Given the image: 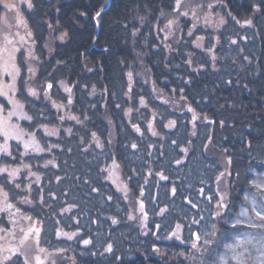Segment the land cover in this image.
Returning a JSON list of instances; mask_svg holds the SVG:
<instances>
[{"label": "trees", "instance_id": "trees-1", "mask_svg": "<svg viewBox=\"0 0 264 264\" xmlns=\"http://www.w3.org/2000/svg\"><path fill=\"white\" fill-rule=\"evenodd\" d=\"M202 2L217 27L186 20L165 39L176 0H30L23 16L44 91L33 97L20 79L17 99L31 119L0 155V169L19 170L0 172V209L12 205L0 229L31 221L38 247L72 264L227 261L264 194V0ZM3 262L24 264L21 255Z\"/></svg>", "mask_w": 264, "mask_h": 264}, {"label": "rangeland", "instance_id": "rangeland-1", "mask_svg": "<svg viewBox=\"0 0 264 264\" xmlns=\"http://www.w3.org/2000/svg\"><path fill=\"white\" fill-rule=\"evenodd\" d=\"M202 1L204 0H182L180 9L178 11L174 10L169 20H166L161 28V33H163L165 39L170 38V35H172L177 28L181 29L179 26H181L182 21L186 20H191L194 26L206 25L211 28L217 27L218 22L216 23L211 20L216 17L213 14V5L208 4L205 8V2ZM29 3L30 0H0V92L7 93V95L0 94V155H7L9 153V142L16 141V137L20 134L18 131V123L25 119L23 108L15 107L14 104L10 102L14 100L17 104L21 105L17 99L20 79L22 77L24 78L25 88L28 94H30L29 89L36 92L35 96L30 94L31 96L38 97L44 91L42 89L43 86L38 85L36 81L38 60L35 55L32 34L23 16V9H29ZM5 5H11V7H6ZM193 11L195 14H193ZM182 12H187V15H181L180 13ZM169 21H175L171 28L166 27ZM52 36L48 39L50 46L55 42L54 36ZM61 37L62 36H60V40ZM5 38L10 40L11 44L6 45ZM13 49H15L14 52ZM29 53L31 55H29ZM19 63H22L23 69L20 67ZM13 65L15 68L19 69V74L15 76V81H13ZM29 69H32V71H29ZM22 70H24V76ZM13 83L15 85L14 90L8 87L13 85ZM13 112L15 115H11ZM56 131L57 130L52 128L47 130L46 133L54 136ZM5 133H7V137ZM5 142H7L8 147L7 153L3 152V145ZM113 178L117 189H119L124 198H127L126 185L117 174H114ZM257 201L259 204L257 212H264V194H258ZM130 202L134 213L138 214L139 217L140 207L137 201L131 200ZM253 218L257 221L256 223L252 222ZM244 222L259 227L264 225V221H261L253 211L250 212V215H246ZM32 227L37 228L36 224L33 222L26 221L24 218H18L16 220L14 219L11 229L7 232L0 229V261H7L5 257H12L14 255L13 252L9 250H18L16 255L23 253L21 256L24 261L27 259L28 264H36V257H39L43 261V264H72V258L67 256L66 252H48L44 249V251H40L42 248L38 247L37 236H35V234L29 236L27 241L21 245L24 232H27ZM259 227H252L249 235L244 237V240L237 242L238 244L234 246V250H231L230 255L226 256L227 261L222 264H238L235 259L237 256H240L243 264H261L262 259H264V252L257 253V243L260 241V246L264 249V238L260 235L261 232L258 230ZM263 228L264 226L261 230H263ZM248 236L250 239H248ZM62 237L67 238L66 236ZM261 238H263V240ZM249 248L253 251H250ZM246 257L251 258V261L246 262Z\"/></svg>", "mask_w": 264, "mask_h": 264}, {"label": "snow or ice", "instance_id": "snow-or-ice-1", "mask_svg": "<svg viewBox=\"0 0 264 264\" xmlns=\"http://www.w3.org/2000/svg\"><path fill=\"white\" fill-rule=\"evenodd\" d=\"M5 6L6 7H11V5H5ZM28 6H29V8H31L32 7L31 3H29ZM181 6H182V0H176V9L175 10L178 11ZM210 7H211V5H210ZM180 14L181 15H187V12H182ZM193 14H195L194 11H193ZM97 15H99V13H97ZM173 23H175V21H169V23H168V25H166V27L167 28H171V26H172ZM219 23L220 24L224 23L223 18L220 19ZM248 23L250 24L251 21H248ZM63 38L64 37L62 36L61 39H63ZM5 42H6V45L7 44H11V41L10 40H7V38H5ZM233 43H234V41H233ZM196 47H200V44L198 43L196 45ZM14 51H15V49H13V52ZM29 55H31V54L29 53ZM29 71H32V69H29ZM18 74H19V69L15 68V66L13 65V81H15V76L18 75ZM129 79H131V73H129ZM8 87H11L14 90L15 85L13 83V85H10ZM48 87L51 88L52 85H48ZM65 91L68 92V93H71V89L70 88L65 87ZM29 93L31 95H33V96L36 95V92L34 90H32V89H29ZM0 94L7 95L6 92H0ZM10 102L13 103L15 107H19V108H22L23 107L22 105L17 104L14 100H12ZM69 103H71V96L69 97ZM143 103H144L143 100H141V104L142 105H143ZM57 107H61V106L60 105H57ZM188 111L191 112L192 109L189 108ZM11 115H15V113L13 112V113H11ZM24 118L25 119H31V117H27V116H25ZM193 118L195 119V116ZM171 126H173V123L172 122H170V124H169V127H171ZM149 127L151 128V125H149ZM136 131L139 132L140 131L139 128H136ZM152 134L154 136L157 135V133L155 131H153ZM5 136L7 137V133H5ZM16 138L17 139H22V136H17ZM93 139L96 142V146L97 147H102V145L100 144L99 140L96 138L95 133H93ZM33 143H34V140H30L28 142H25L24 143L25 149H28L29 147H31ZM133 147L135 148V145H133ZM35 150L36 151H43V149H40L39 146H36ZM3 152L4 153H7L8 152L7 142H5V144L3 145ZM49 163H51V161H49ZM25 167H27V166H25ZM118 167H119V165L116 164V161L115 160H113V168H118ZM18 171H19L18 169H13L11 171H8L7 169H0V172H8V175L11 176V177H13V178H15L16 173ZM104 171H109V170L108 169H104ZM109 175L110 176L112 175V172L111 171H109ZM223 175H224V173H221V176H223ZM38 179H39V177H37V180ZM161 179H166V177H163L162 176ZM217 179L219 180V177ZM17 187H19V185H17ZM257 187L259 188V190L261 192H264V187L259 186V185H257ZM173 193L175 194V190H173ZM4 198H5V201H6L7 200V193L4 194ZM225 199H226V197L223 196V195H221L220 200L217 201L218 208L223 209V208L226 207V204L224 203V200ZM26 202L31 203V201H26ZM209 202L211 203V200H209ZM193 206L195 207V205H193ZM11 208H12V205L11 204H5V208L0 209V211H4V210H7V209H11ZM141 208H143V205H141ZM64 211L65 212L66 211H69V209H64ZM161 211L163 212L164 210L162 209ZM221 215H222V213L220 211H217L216 216H221ZM241 215H245V213L244 212H241ZM257 217L261 221H264V212H257ZM129 218L132 219V217H129ZM28 219H31V217H28ZM113 223H116V221L114 220ZM233 226H235V225H233ZM250 226H252V227H259L257 225H250ZM33 234H35V236L38 237L39 236V229H37L35 227H32L27 232H24V236L21 239V245H23L27 241V239L29 238V236H31ZM57 236L58 237H60V236H66L67 239H69V240L72 239V235L67 234V233H63L62 231H58L57 232ZM178 238L179 237L177 236V239ZM197 239H199V237H197ZM84 243L87 244L88 241H84ZM193 247L195 248L196 247V244H193ZM9 251H12L13 254L16 255L18 250H9ZM40 251H44V250L43 249H40ZM20 255H23V253H20ZM11 258H12L11 256L5 257L6 260H11ZM235 259L237 260L238 264H243V261L241 260L240 256L235 257ZM0 264H4V262L3 261H0ZM24 264H28L27 259H25ZM36 264H43V261L39 257H36ZM261 264H264V259H262Z\"/></svg>", "mask_w": 264, "mask_h": 264}, {"label": "water", "instance_id": "water-1", "mask_svg": "<svg viewBox=\"0 0 264 264\" xmlns=\"http://www.w3.org/2000/svg\"><path fill=\"white\" fill-rule=\"evenodd\" d=\"M108 1V4H109V0H107Z\"/></svg>", "mask_w": 264, "mask_h": 264}]
</instances>
